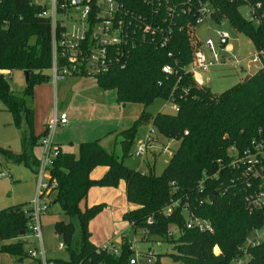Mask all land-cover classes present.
<instances>
[{"label":"trees","instance_id":"16d2710c","mask_svg":"<svg viewBox=\"0 0 264 264\" xmlns=\"http://www.w3.org/2000/svg\"><path fill=\"white\" fill-rule=\"evenodd\" d=\"M199 1L171 0L177 14H161V33L136 34L137 44L130 47L125 67L96 77L103 90L116 91L120 104L148 107L162 99L178 110L157 115L143 111L134 126L119 135L121 156L105 150L99 141L82 143L79 157L61 151L52 170L58 187L51 194V205L58 204L66 215L79 218L81 239L73 248V223H56L70 260H56L55 264H130L131 240H123L119 256L91 240L90 223L105 206L81 209L91 188H118L122 181L127 202L135 206L125 212L123 220L129 222L134 234L143 232V242L171 244L172 251L178 252L169 253L175 264H235L243 256H247V264H264V241L257 246L247 244L251 232L264 228V209L252 211L249 206V198L260 183L247 177L244 167L231 165L232 148L243 152L252 147L259 139L258 131L264 128V68L248 82L223 93H213L207 85L195 82L190 72L195 47L188 28L196 22ZM201 1L213 8L211 20L215 24L227 21L249 37L258 52L264 51V0ZM188 7L192 12L184 14ZM244 7L250 9L249 19L241 12ZM40 15L41 9L29 0H0V101L23 131V152L16 155L0 147V156L30 172L39 165L34 150L41 146V137L35 134L34 88L50 81L52 67L51 22ZM165 66L172 72L165 73ZM18 70L28 75L22 97L14 94L5 75ZM146 123L167 140L180 143L162 175H156L154 168L146 173L124 164L138 128ZM98 167L108 170L93 179ZM26 207L22 204L0 211V253L7 252L20 262L29 256L25 243L16 241L31 233ZM191 217L211 222L214 232L188 229ZM172 226L177 228L178 238ZM161 257L158 255L154 264H161Z\"/></svg>","mask_w":264,"mask_h":264},{"label":"rangeland","instance_id":"374dc122","mask_svg":"<svg viewBox=\"0 0 264 264\" xmlns=\"http://www.w3.org/2000/svg\"><path fill=\"white\" fill-rule=\"evenodd\" d=\"M241 12L247 19L251 17L249 8L244 7ZM208 28L211 30L212 37H215V30L229 33L231 36L229 52L238 55L242 60V64L236 68L219 67L202 74L205 85L213 93L218 94L245 81L249 73V63L253 59V55L257 53V49L249 37L237 32L227 21L215 24L211 20H207L204 24L197 26L194 32L201 42L208 39ZM5 75L14 94L22 97L27 86L25 72L18 70L11 73L6 72ZM34 98L35 134L37 137H41L42 141L46 125L52 118L54 109L58 106L60 114L68 115V123L56 130L55 144L57 146L59 144L63 151L74 153L76 157H79L82 143L95 141H99L105 150L113 151L121 156V137L119 135L122 131L132 128L143 111L152 115L176 113L173 110V104L162 99L156 100L148 107L142 104H120L117 102L116 91L103 90L95 77H71L57 84L51 78L48 83L35 86ZM150 135L157 139L151 143L152 150L147 153L145 159L137 157L136 152L140 144H145ZM22 139L23 131L15 124L14 115L7 111L4 103L0 101V147L19 155L23 152ZM166 146H170V152L163 150ZM179 146V142L167 140L152 127L151 123H146L138 128L137 137L129 155L124 159V164L131 169L146 173L150 171V168H154L156 175H162ZM34 154L38 160L41 158V146L35 148ZM37 169L38 167L30 172L31 180L24 182V167L6 161L0 156V211L22 204H27L29 207L35 201L39 193ZM104 169L105 167H98L92 175L93 179L101 178ZM94 205L105 206L102 213L89 226L91 239L99 247L110 245L113 242L117 247L123 248V240L135 239L140 253H151L155 258L161 255V264H175V260L169 256L173 248L171 244L143 242V232L138 231L134 234L129 222L123 220V214L135 208L133 205L129 206L126 201L123 181L118 188H91L87 199L81 204V209L84 210L87 206ZM58 222L73 223L75 233L72 247L77 248L81 239L79 218L77 216L69 217L62 211L60 205L52 204L48 213L41 216L42 242L32 232L28 235L23 234L25 236L16 241L25 243L24 251L29 256L20 262L11 254L3 252L0 253V264H44L43 261H40L41 257L37 259L30 255L31 251L36 250L40 256L42 249L45 251L47 259L53 262L56 260L68 262L70 260L68 246L60 247L65 242L55 229V224ZM171 229L174 237L178 238L177 228L172 226ZM259 234L263 235L264 229L259 232H251L248 241L250 242ZM2 244L0 242V247ZM215 252L219 254L220 249L216 247Z\"/></svg>","mask_w":264,"mask_h":264},{"label":"built area","instance_id":"2783aa9c","mask_svg":"<svg viewBox=\"0 0 264 264\" xmlns=\"http://www.w3.org/2000/svg\"><path fill=\"white\" fill-rule=\"evenodd\" d=\"M29 2L41 9V17L51 22L52 67L50 73L55 84L71 77L96 78L110 73L115 68H124L130 47H135L137 44L135 35L138 33L144 37L149 34L157 35L161 33L159 22L161 14L164 13L166 17H174L177 14L175 4L171 0H29ZM190 9V7L184 9L183 13L192 12ZM212 13L213 8L209 3H203L200 0L195 13L196 22L188 28L195 47L190 72L199 86L205 85L202 79L203 73L219 67L236 68L242 64L238 55L229 52L231 39L229 33L215 30V37H212L211 30L208 28V39L205 42L198 40L194 32L195 28L211 20ZM253 62H259L264 67V51H257L253 55L249 69ZM163 71L171 73L172 69L165 66ZM173 110L177 111L178 107L173 105ZM67 123L68 115L60 114L56 106L41 141L42 156L36 173L39 193L35 201L25 209V214L31 219L30 231L40 239V242L43 239L41 216L48 213L52 203L51 194L58 187V182L52 179V170L61 155V149L55 144L54 136L56 130ZM258 135L259 139L253 143L252 147L243 152H238L235 147L232 148L234 159L231 165L235 168L244 167L245 175L260 183L259 188L249 198L252 211L264 209V128L258 131ZM152 142L149 136L145 144H140L136 156L145 159L149 149L152 148ZM163 150L170 152V146H166ZM166 211L171 212V208ZM187 228L197 229L200 232H214L211 222L194 217L189 218ZM263 241L264 234H259L250 242L247 241V244L257 246ZM136 245L137 241L131 240L133 255L130 264L156 262L157 258L153 254L140 253ZM60 247L66 246L61 244ZM102 248L116 256L122 252V248L117 247L113 242ZM30 255L37 259L41 257L40 261L44 264H55L47 259L43 249L40 256L36 250L31 251ZM247 263V256L235 261V264Z\"/></svg>","mask_w":264,"mask_h":264},{"label":"water","instance_id":"95a60500","mask_svg":"<svg viewBox=\"0 0 264 264\" xmlns=\"http://www.w3.org/2000/svg\"><path fill=\"white\" fill-rule=\"evenodd\" d=\"M264 67L261 63L259 62H253L251 63L250 65V69H249V73L245 79V82H248L249 80H251L256 74L258 71L262 70ZM26 78L28 80V75L26 74ZM30 171L27 169V168H24L23 170V181L26 182V181H30ZM25 234V232H24ZM178 252L177 251H172L171 254H174L176 255Z\"/></svg>","mask_w":264,"mask_h":264},{"label":"crops","instance_id":"0c3cea01","mask_svg":"<svg viewBox=\"0 0 264 264\" xmlns=\"http://www.w3.org/2000/svg\"><path fill=\"white\" fill-rule=\"evenodd\" d=\"M203 79V78H202ZM204 81V80H203ZM205 83V82H204ZM35 99V98H34ZM35 103V102H34ZM45 132V131H44ZM37 136V135H36ZM121 145V144H120ZM58 146L60 147V149H61V151L63 152V149H62V147L58 144ZM122 148V147H121ZM152 149H149V151H151ZM148 151V152H149ZM147 156V155H146ZM107 170H108V168H106L105 167V169L103 170V175L107 172ZM94 173V172H93ZM93 173H92V175H93ZM93 178V177H92ZM124 187H125V184H124ZM126 201H127V199H126ZM128 203V202H127ZM128 205L129 206H132V204H129L128 203ZM134 206V205H133ZM129 209H131V208H129ZM134 209V208H133ZM133 209H131V210H133ZM130 211V210H129ZM124 215V214H123ZM123 217V216H122ZM128 237V236H127ZM92 240V239H91ZM95 243V242H94ZM96 244V243H95ZM97 245V244H96ZM98 246V245H97Z\"/></svg>","mask_w":264,"mask_h":264}]
</instances>
